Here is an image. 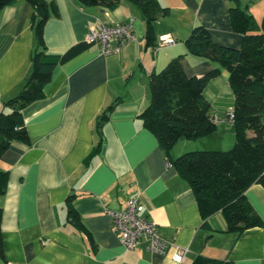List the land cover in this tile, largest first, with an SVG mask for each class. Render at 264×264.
<instances>
[{
    "label": "crops",
    "instance_id": "crops-1",
    "mask_svg": "<svg viewBox=\"0 0 264 264\" xmlns=\"http://www.w3.org/2000/svg\"><path fill=\"white\" fill-rule=\"evenodd\" d=\"M47 1H55L60 14L44 30L47 52L57 65L45 97L23 111L30 143L14 141L0 161V171L9 172L8 191L0 200L5 253L0 264H178L171 252L127 249L111 230L106 211L124 210L133 197L141 199L142 217L154 221L165 239L189 250L181 264H193L200 256L264 264V187L254 184L245 193L260 227L228 232L221 212L205 226L190 184L167 166L169 159L140 118L151 101L150 76L176 57L189 78L219 69L203 93L212 117L223 119L234 109L228 72L188 53L184 43L192 28L202 24L217 43L240 47L243 36L233 30L230 17L233 2L158 0L170 13L155 20L156 41L170 34L176 43L154 46L147 43L145 16L130 0L114 8ZM241 6L258 22L264 20V0H241ZM32 11L26 0L0 9V112L32 69ZM131 17L135 39L119 53L104 55L97 42L87 40L98 23ZM112 103L116 107L102 129L103 151L95 153L97 117ZM227 138L232 146L233 124H221L197 140L180 139L169 161L188 152L217 151V142L227 144ZM70 197L84 231L68 219Z\"/></svg>",
    "mask_w": 264,
    "mask_h": 264
},
{
    "label": "trees",
    "instance_id": "trees-1",
    "mask_svg": "<svg viewBox=\"0 0 264 264\" xmlns=\"http://www.w3.org/2000/svg\"><path fill=\"white\" fill-rule=\"evenodd\" d=\"M20 0H0V9ZM33 11L32 27L36 47L32 69L18 95L4 102L0 112V161L14 141L30 143L23 117L24 109L45 97L44 88L51 82L57 61L47 52L44 30L52 16H59L55 1L26 0ZM82 6L114 8L122 0H78ZM145 16L146 38L157 45L154 22L159 15L170 13L158 0H130ZM230 17L233 30L243 36L240 47L217 43L202 24L195 25L184 40L188 53L218 63L228 72V82L235 96V144L228 151H193L171 161L179 175L191 186L200 213L208 219L221 212L227 221V231L242 233L260 227L262 221L245 198L254 184L264 187V20L241 6V0H231ZM215 69L207 75L189 78L181 68L179 57L150 76L151 101L140 115L143 125L157 138L160 148L170 160V153L180 139L197 140L214 134L211 105L203 95L208 83L219 74ZM116 103L109 105L96 121L98 141L95 153L104 147L102 129ZM9 172L0 171V200L8 191ZM68 198V219L85 230L79 215ZM3 208L0 205V261H5L3 244ZM193 264H231L224 260L198 257Z\"/></svg>",
    "mask_w": 264,
    "mask_h": 264
},
{
    "label": "built area",
    "instance_id": "built-area-1",
    "mask_svg": "<svg viewBox=\"0 0 264 264\" xmlns=\"http://www.w3.org/2000/svg\"><path fill=\"white\" fill-rule=\"evenodd\" d=\"M135 17L127 22L105 23L100 22L92 27L87 34V40L97 42L99 52L104 55L119 53L123 46L135 39L133 22ZM176 39L170 34L159 37L157 46H170ZM234 109L223 119L212 117V122L219 126L224 123L233 124ZM168 167H173L167 161ZM145 207L139 197H133L122 211H106L112 222L111 230L116 233L127 249H136L143 246L147 251L167 255L172 253L174 262L181 264L189 250L165 239L152 221L142 217Z\"/></svg>",
    "mask_w": 264,
    "mask_h": 264
},
{
    "label": "rangeland",
    "instance_id": "rangeland-1",
    "mask_svg": "<svg viewBox=\"0 0 264 264\" xmlns=\"http://www.w3.org/2000/svg\"><path fill=\"white\" fill-rule=\"evenodd\" d=\"M221 127H219L218 129L220 130ZM227 144L225 142H217V151H228L230 150L234 144H235V140H234V143L233 145L231 146L230 143H229V139L227 138ZM231 146V147H230Z\"/></svg>",
    "mask_w": 264,
    "mask_h": 264
}]
</instances>
